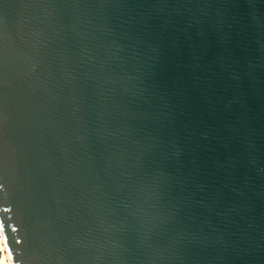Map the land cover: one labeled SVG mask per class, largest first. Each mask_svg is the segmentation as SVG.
<instances>
[{
	"label": "water",
	"instance_id": "1",
	"mask_svg": "<svg viewBox=\"0 0 264 264\" xmlns=\"http://www.w3.org/2000/svg\"><path fill=\"white\" fill-rule=\"evenodd\" d=\"M0 224L13 264H264V0H0Z\"/></svg>",
	"mask_w": 264,
	"mask_h": 264
},
{
	"label": "bare ground",
	"instance_id": "2",
	"mask_svg": "<svg viewBox=\"0 0 264 264\" xmlns=\"http://www.w3.org/2000/svg\"><path fill=\"white\" fill-rule=\"evenodd\" d=\"M0 251L3 252L1 264H13L12 259L10 257V253L8 251V246L5 240V236H4L1 224H0Z\"/></svg>",
	"mask_w": 264,
	"mask_h": 264
}]
</instances>
